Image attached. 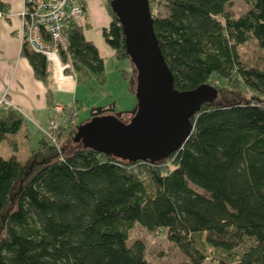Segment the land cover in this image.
Returning <instances> with one entry per match:
<instances>
[{
    "label": "trees",
    "instance_id": "obj_1",
    "mask_svg": "<svg viewBox=\"0 0 264 264\" xmlns=\"http://www.w3.org/2000/svg\"><path fill=\"white\" fill-rule=\"evenodd\" d=\"M104 1L111 21L102 34L123 59L122 27ZM244 1L247 8L235 14L233 0H149L175 89L214 86L216 78L226 82L217 91L230 84L250 93L248 100L204 103L188 140L167 158L129 162L82 146L38 163L0 155V264H264V0ZM84 26L69 25L67 73L103 84L104 58ZM251 39L262 53L254 64L239 52ZM21 53L48 84L45 55L24 43ZM47 104L55 105L50 88ZM24 122L18 111L0 110V142ZM75 133L62 123L55 136ZM136 225L164 230L189 262L156 263L142 240L128 245Z\"/></svg>",
    "mask_w": 264,
    "mask_h": 264
},
{
    "label": "water",
    "instance_id": "obj_2",
    "mask_svg": "<svg viewBox=\"0 0 264 264\" xmlns=\"http://www.w3.org/2000/svg\"><path fill=\"white\" fill-rule=\"evenodd\" d=\"M122 27L128 57L135 68L137 106L127 122L93 107L76 127L73 141L123 161H158L179 150L193 130L191 118L217 98L209 84L191 90L174 88L173 75L161 52L149 0H110Z\"/></svg>",
    "mask_w": 264,
    "mask_h": 264
},
{
    "label": "rangeland",
    "instance_id": "obj_3",
    "mask_svg": "<svg viewBox=\"0 0 264 264\" xmlns=\"http://www.w3.org/2000/svg\"><path fill=\"white\" fill-rule=\"evenodd\" d=\"M246 8L247 4L244 0H233L232 9L235 14H241ZM159 13H165V8L162 5L159 6ZM239 52L244 62L250 64L257 63L262 56L256 42L252 39L241 45L239 47ZM104 62L105 73L103 84L100 83L96 77H92L84 82H77V79L74 78L73 80L76 85L75 94H67V98L57 100L59 103H63L66 108H72L70 116L65 110L62 114H56L55 110L52 108L51 118L57 125L63 123L65 120H67V123H70L72 117L74 121H76L74 124V127L76 128L90 118L92 107L111 108L110 113L118 117L122 122H127L134 114L137 106V99L134 94L135 68L131 63L130 58L125 57L123 59H117L113 57L110 59L107 57L106 60L104 59ZM124 73L125 75H123ZM67 74H69V77H75L72 73ZM223 83L226 82L214 78L213 87L225 85ZM227 85L229 87H227ZM227 85L225 87L220 86L215 101L227 103L248 100L250 98V93L247 90L236 92L231 90L230 84ZM0 110L4 109L1 107ZM27 125L31 126L30 120H27ZM71 126L73 127V125ZM47 127L48 126L46 125V128ZM56 131L53 133L56 141L55 144L49 137L42 136V130L37 129L32 125V127H30L31 137L29 145H20V151L16 150V152H18V155L21 158H26V156L30 155L31 148H33L35 153H32L30 157L33 162L38 163L45 158H54L57 152L59 154L70 153L79 146L73 141L72 137L68 136V134H62V137L57 139L55 136ZM42 139L45 141L43 144ZM6 153H10L7 146L6 150L3 149L0 154L5 156L7 155ZM39 166L40 164L35 165L36 168ZM137 239L144 242L149 259L156 263L189 262V259L181 252V250L173 242L168 240L167 233L164 230L147 231L143 227L136 225L130 233V238L127 244L131 245ZM203 264L216 263L213 259L207 258Z\"/></svg>",
    "mask_w": 264,
    "mask_h": 264
},
{
    "label": "crops",
    "instance_id": "obj_4",
    "mask_svg": "<svg viewBox=\"0 0 264 264\" xmlns=\"http://www.w3.org/2000/svg\"><path fill=\"white\" fill-rule=\"evenodd\" d=\"M2 1L7 2L8 9L3 16H0V98L5 96L13 107L19 109L18 112L25 118V128L23 127V130L17 135L9 136L0 142V152L3 149L6 150L7 146L10 153H6L5 156L13 153L23 160L35 152L31 148V153L26 158H21L16 152V150L20 151V145H29L30 127L33 125L39 130L45 129L52 119V107L47 104L48 88L51 89L53 104L64 106L57 100L67 98V94H75L76 85L73 79L76 77L70 78L69 74H65L66 76L62 80L56 82L50 68V82L48 84L34 76L29 60L21 53L22 42L18 35L21 25L19 12L23 0ZM82 1L85 5V13L81 18V24L85 23L84 37L94 43L100 56L105 60L107 57L112 59L114 50L106 43L102 34V28L108 26L111 21L105 1ZM65 109L68 111L71 107ZM26 119L30 120L31 126L27 125Z\"/></svg>",
    "mask_w": 264,
    "mask_h": 264
},
{
    "label": "built area",
    "instance_id": "obj_5",
    "mask_svg": "<svg viewBox=\"0 0 264 264\" xmlns=\"http://www.w3.org/2000/svg\"><path fill=\"white\" fill-rule=\"evenodd\" d=\"M83 12L81 0H23L19 12L21 25L18 34L20 40L29 49L45 55L56 82L66 76L67 70L72 69L70 60L63 59V53L67 51L69 45V25L71 22L81 25ZM4 14L5 12L0 10V16ZM1 107L4 110L19 111L5 96L0 98ZM53 109L56 114L64 113V108L61 105L55 104ZM63 123H67V120ZM75 123L76 121L71 117V122L67 124L74 126ZM59 125L51 119L48 129H42L43 137H49L55 143L53 133Z\"/></svg>",
    "mask_w": 264,
    "mask_h": 264
},
{
    "label": "bare ground",
    "instance_id": "obj_6",
    "mask_svg": "<svg viewBox=\"0 0 264 264\" xmlns=\"http://www.w3.org/2000/svg\"><path fill=\"white\" fill-rule=\"evenodd\" d=\"M57 105H59V104H57Z\"/></svg>",
    "mask_w": 264,
    "mask_h": 264
}]
</instances>
